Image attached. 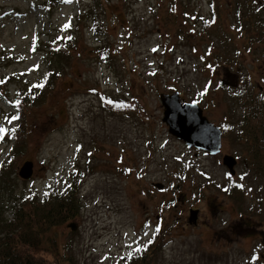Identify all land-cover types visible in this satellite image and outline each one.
I'll return each mask as SVG.
<instances>
[{
    "label": "rangeland",
    "instance_id": "obj_1",
    "mask_svg": "<svg viewBox=\"0 0 264 264\" xmlns=\"http://www.w3.org/2000/svg\"><path fill=\"white\" fill-rule=\"evenodd\" d=\"M39 1L0 0V127L10 101L49 84L27 109L26 146L0 194L10 204L30 187L41 197L48 184L62 190L74 179L80 207L45 231L37 253L52 263L127 264L130 251L161 229L162 247L148 264H264V136L254 151L237 136L246 112L237 90L252 86V101L264 106V37L247 39L264 31L260 0H62L52 13ZM213 1L218 25L206 33L199 18L211 17ZM67 22L73 42L45 84L37 38ZM98 41L106 57L92 45ZM172 91L224 130L234 175L224 154L199 152L168 132L158 95ZM134 97L140 108L103 103ZM8 147L0 135V160ZM28 159L25 179L17 171ZM193 206L200 219L192 227Z\"/></svg>",
    "mask_w": 264,
    "mask_h": 264
},
{
    "label": "trees",
    "instance_id": "obj_2",
    "mask_svg": "<svg viewBox=\"0 0 264 264\" xmlns=\"http://www.w3.org/2000/svg\"><path fill=\"white\" fill-rule=\"evenodd\" d=\"M92 1L99 5L101 0ZM61 2L62 0H40L39 4L41 7L48 9L49 13H52L57 8L56 5L61 4ZM217 5L218 2H212L211 17L205 16L201 21L199 18V30L208 33L209 30H212L214 24L218 25L219 11ZM92 10H95V8L90 7L87 12H92ZM188 21L191 23L190 19ZM66 24L71 25L69 22ZM92 27L95 30L99 28L94 19ZM259 28L255 30L257 32L254 35L251 33L247 36L249 42L251 37H254L255 40H257V37H264V31ZM69 31V27L62 28V30L55 31V33H49L45 40L40 37L37 38L38 49L44 52L43 62L47 64V81L45 84L56 77L58 62H61V57L68 52V45L73 42V39L69 36ZM65 32L67 33L66 36L64 35ZM92 45L96 47L95 49L101 56L106 57L108 55V47L105 42L98 41ZM48 86L49 84L42 87L36 86L26 96L20 95L15 102L9 100L8 108L5 111L7 118L2 121L5 131L1 135V140L9 147L5 149V151L7 150L6 157L0 160V193L3 191V187L11 184L18 159L26 146L27 109L33 101H38L42 93L47 92ZM243 86L241 90H237V99L242 105L244 104L246 112L242 120H238L241 123L238 129H241L242 132L237 133V136L241 138L242 143L245 141L250 143L249 145H251L253 151L254 148L259 150L258 137L261 134L264 136V106L261 104L260 99L252 101V86H245V84ZM135 102V97L132 100L126 98H114L112 101L103 100L104 105L117 111L134 108L135 106L140 108L139 105H134ZM13 116L17 119L12 120ZM251 121L261 123L251 124ZM259 129H262V133L259 132ZM262 143L264 144V138ZM263 147L264 145L261 148L262 150ZM43 192V195L38 197L34 188L30 187L23 195L19 196L17 199L19 202L12 200L10 204L9 202L8 204L4 203V195L0 194V264H78L72 258H65L64 261L52 263L50 259L37 253L41 249L40 246L45 231L52 228L53 225L73 218L80 207L75 180L70 179L68 183H65L62 190H59L55 182L51 185L48 184ZM3 213H7L10 217L2 215ZM162 238L163 232L161 229H156L150 238L130 251L126 259L127 264H148L154 248L159 249L162 247Z\"/></svg>",
    "mask_w": 264,
    "mask_h": 264
},
{
    "label": "water",
    "instance_id": "obj_3",
    "mask_svg": "<svg viewBox=\"0 0 264 264\" xmlns=\"http://www.w3.org/2000/svg\"><path fill=\"white\" fill-rule=\"evenodd\" d=\"M158 98L163 107L162 121L168 127V132L172 133L178 139L183 140L187 146L193 145L199 149H205L208 153H217L221 146V130L212 121L207 120L203 114L201 107L195 102L181 101L179 93L173 91L171 93L161 92ZM221 163L225 164L228 172L234 173V165L236 159L234 156L225 153L222 156ZM33 161L25 160L18 167V174L22 178H29L32 174ZM160 188L161 183H155ZM197 209L190 211L189 219L194 220ZM71 229H75V224L67 223Z\"/></svg>",
    "mask_w": 264,
    "mask_h": 264
},
{
    "label": "flooded vegetation",
    "instance_id": "obj_4",
    "mask_svg": "<svg viewBox=\"0 0 264 264\" xmlns=\"http://www.w3.org/2000/svg\"><path fill=\"white\" fill-rule=\"evenodd\" d=\"M251 0H249V2H250ZM259 0H257V2H258ZM260 4L258 5L259 6V9H261V10H264V0H260ZM189 148H195L194 146H191V147H189ZM197 151H199V152H205V153H208V151H206L205 149H197V148H195ZM224 153H226V152H224V151H222V145L220 146V148H219V151L217 152V153H213V154H215V155H217V154H221V155H223ZM209 155H213V154H210V153H208ZM236 161H237V158H236ZM153 182H155V181H152V183ZM176 187L178 186V184H176L175 185ZM177 199H179L178 197H177V195H176V193H175V195H174V197H171L169 200H170V202L172 201V202H174L173 204L174 205H176V203H175V200H177ZM192 208H198L197 206H193ZM188 209H189V207H188ZM199 209V208H198ZM200 210V209H199ZM197 211V213L195 214V216H194V220L193 221H188L187 220V223H189L192 227L194 226V225H198L199 224V217L197 216L198 215V212L200 213V211ZM155 219H159V214L157 213V214H155ZM159 221V220H158ZM249 228H251V230L252 229H254L255 227H254V225H250L249 224V226H248ZM249 231L250 230H248V233H249Z\"/></svg>",
    "mask_w": 264,
    "mask_h": 264
},
{
    "label": "snow or ice",
    "instance_id": "obj_5",
    "mask_svg": "<svg viewBox=\"0 0 264 264\" xmlns=\"http://www.w3.org/2000/svg\"><path fill=\"white\" fill-rule=\"evenodd\" d=\"M64 27L65 28H68V27H70V25L69 24H66V25H64ZM39 86L42 87L43 85H39ZM11 119L12 120H15V119H17V117L13 116ZM9 122H11V121H9ZM4 131H5V129L3 127H0V135H2L4 133ZM149 243H151V241H149Z\"/></svg>",
    "mask_w": 264,
    "mask_h": 264
}]
</instances>
